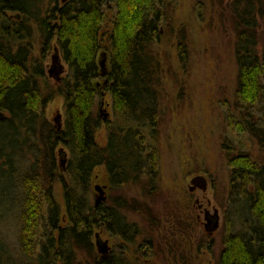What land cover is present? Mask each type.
I'll list each match as a JSON object with an SVG mask.
<instances>
[{
    "label": "trees",
    "instance_id": "trees-1",
    "mask_svg": "<svg viewBox=\"0 0 264 264\" xmlns=\"http://www.w3.org/2000/svg\"><path fill=\"white\" fill-rule=\"evenodd\" d=\"M172 2L0 0V264H131L124 256L97 257L98 228L117 235L123 249H132L139 238V251L153 253V237H144L123 209L146 212V200L157 191V145L169 92L158 49L171 30ZM229 5L236 22L238 115L227 117L236 134L250 136L264 150V53L258 47L264 0ZM112 7L116 12L110 15ZM54 47L66 74L52 84L44 63ZM177 52L184 63L182 37ZM104 54V90L113 111V119L105 121L94 111ZM57 96L64 102L60 129L45 115ZM101 127L105 142L97 137ZM239 144H222L229 183L216 264H264V161ZM62 149L69 153L64 169L57 163ZM99 170L112 189L139 186L145 203L135 198L127 203L120 193L95 207L92 181ZM9 223L12 244L4 234Z\"/></svg>",
    "mask_w": 264,
    "mask_h": 264
},
{
    "label": "rangeland",
    "instance_id": "rangeland-1",
    "mask_svg": "<svg viewBox=\"0 0 264 264\" xmlns=\"http://www.w3.org/2000/svg\"><path fill=\"white\" fill-rule=\"evenodd\" d=\"M172 1L167 9L171 30L162 35L158 49L169 92L168 98L163 101L165 114L157 145V191L153 198L146 200L149 205L146 212L123 209L127 220L135 223L144 237H153L154 251L152 254L145 250L139 251V238L132 249H123L125 245L117 235L98 228L94 232L93 243L100 259L106 256H124L131 264H216L224 231L229 183V169L222 144L236 147L241 143L245 150L252 153L254 159L264 161V150L259 149L250 136L236 134L227 117L230 112L238 115L234 109L237 74L234 56L236 22L232 17L229 0ZM115 12L116 9L112 7L110 15ZM181 37L187 48L184 63L179 62L177 56ZM258 47L264 53V24L258 31ZM34 51L35 55L39 53V46L36 44ZM53 54L54 51H50L44 63L45 77L52 84L60 82L66 74V65L60 57V63L64 67L60 80L56 81L49 75ZM100 58L102 59L101 55ZM105 65L107 69V58ZM104 80L102 76L98 79L101 94L94 111L100 113L102 110V113H108L107 119L112 120V100L104 90ZM45 115L55 126L57 124L54 119L59 115L62 126V97L57 96L47 104ZM97 137L100 142H105L104 127L98 130ZM68 158L66 149L57 154L60 168L64 169ZM196 175L206 178V190H189L190 179ZM96 186L104 190L105 199L99 206L108 205V198L120 193L126 197L127 203L133 198L140 204L145 203L139 186L112 189L104 172L99 170L92 181L94 205L99 195ZM55 193L57 200L62 203L61 186L58 183L55 184ZM214 209L218 210L219 226L208 236L204 229L205 210L213 213ZM14 233V225L9 223L4 232L9 244L14 241ZM104 243L107 246L106 252L101 251Z\"/></svg>",
    "mask_w": 264,
    "mask_h": 264
},
{
    "label": "water",
    "instance_id": "water-1",
    "mask_svg": "<svg viewBox=\"0 0 264 264\" xmlns=\"http://www.w3.org/2000/svg\"><path fill=\"white\" fill-rule=\"evenodd\" d=\"M52 65L51 68L49 69L48 73L50 76H53L56 81L60 80V74L62 73L64 67L60 63V56L58 54L57 48H54V54L52 55ZM106 57L105 55L102 56V59L99 62L101 72L100 75L104 76L107 73L106 69ZM100 115L102 116V120L105 121L108 117V113L104 112L102 113V110H100ZM60 116L57 115V117L54 119L55 123L57 124L56 127L58 129L61 128V124L59 123ZM64 162V161H62ZM207 187V180L204 176L202 175H196L193 176L190 179V185H189V190L193 191L196 188H200L201 190H206ZM95 189L99 192V195L97 196L95 200V207H98L99 204L105 199L104 197V190L100 186H96ZM205 223H204V229L207 233L208 236H211L218 228L219 226V214L218 210L214 209V212L211 213L209 210H205V215H204ZM102 252L107 251V246L106 243H104L101 247Z\"/></svg>",
    "mask_w": 264,
    "mask_h": 264
},
{
    "label": "bare ground",
    "instance_id": "bare-ground-1",
    "mask_svg": "<svg viewBox=\"0 0 264 264\" xmlns=\"http://www.w3.org/2000/svg\"><path fill=\"white\" fill-rule=\"evenodd\" d=\"M100 72H101V71H100ZM100 76H101V75H100ZM106 76H107V73H106L104 76H102V77H103V79H105V80H104L105 84H107V82H108V79H107V77H106Z\"/></svg>",
    "mask_w": 264,
    "mask_h": 264
},
{
    "label": "flooded vegetation",
    "instance_id": "flooded-vegetation-1",
    "mask_svg": "<svg viewBox=\"0 0 264 264\" xmlns=\"http://www.w3.org/2000/svg\"><path fill=\"white\" fill-rule=\"evenodd\" d=\"M53 51H54V49H53ZM97 86H99V85L97 84Z\"/></svg>",
    "mask_w": 264,
    "mask_h": 264
}]
</instances>
